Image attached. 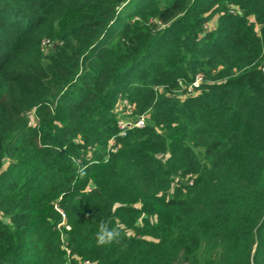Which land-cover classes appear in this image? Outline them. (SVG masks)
I'll list each match as a JSON object with an SVG mask.
<instances>
[{"label":"trees","instance_id":"1","mask_svg":"<svg viewBox=\"0 0 264 264\" xmlns=\"http://www.w3.org/2000/svg\"><path fill=\"white\" fill-rule=\"evenodd\" d=\"M263 67L264 0H0V264H264Z\"/></svg>","mask_w":264,"mask_h":264},{"label":"built area","instance_id":"2","mask_svg":"<svg viewBox=\"0 0 264 264\" xmlns=\"http://www.w3.org/2000/svg\"><path fill=\"white\" fill-rule=\"evenodd\" d=\"M205 27H207V24H205ZM44 44H49V41H44ZM264 72V67L262 68ZM202 80V75L197 74L195 75L194 80L188 85L187 92L191 93L192 91H195L198 85L200 84ZM118 106L116 107V111L121 114V118H118L117 120V126H118V133L117 136H124L126 134V131L133 128L138 127L141 128L145 125L147 121V115L145 114H134V105L131 104L126 98H119ZM129 115V116H128ZM134 118V119H132ZM109 149L116 148V140L114 137L111 138L108 145ZM61 215L64 217V214L61 210H59ZM87 262V261H85Z\"/></svg>","mask_w":264,"mask_h":264},{"label":"clouds","instance_id":"3","mask_svg":"<svg viewBox=\"0 0 264 264\" xmlns=\"http://www.w3.org/2000/svg\"><path fill=\"white\" fill-rule=\"evenodd\" d=\"M83 174V169L79 170ZM126 238V234L120 226L112 223L110 220H101L98 224L97 231L95 233V242L98 247L120 245L122 248L126 247L123 244V240Z\"/></svg>","mask_w":264,"mask_h":264},{"label":"rangeland","instance_id":"4","mask_svg":"<svg viewBox=\"0 0 264 264\" xmlns=\"http://www.w3.org/2000/svg\"><path fill=\"white\" fill-rule=\"evenodd\" d=\"M180 90H182V87L180 88ZM185 93V92H184ZM187 90H186V95H187ZM181 96L183 97V93H181ZM129 116V115H128ZM132 119H134V118H132ZM87 189H89V187L87 188Z\"/></svg>","mask_w":264,"mask_h":264}]
</instances>
